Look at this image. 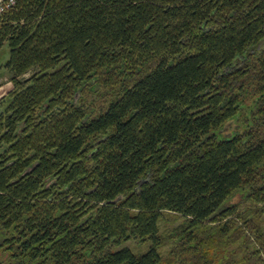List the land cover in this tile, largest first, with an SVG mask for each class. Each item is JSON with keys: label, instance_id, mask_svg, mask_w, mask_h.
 <instances>
[{"label": "trees", "instance_id": "trees-1", "mask_svg": "<svg viewBox=\"0 0 264 264\" xmlns=\"http://www.w3.org/2000/svg\"><path fill=\"white\" fill-rule=\"evenodd\" d=\"M6 42L0 264H264V0H15Z\"/></svg>", "mask_w": 264, "mask_h": 264}, {"label": "rangeland", "instance_id": "rangeland-1", "mask_svg": "<svg viewBox=\"0 0 264 264\" xmlns=\"http://www.w3.org/2000/svg\"><path fill=\"white\" fill-rule=\"evenodd\" d=\"M263 45V44H262ZM261 45V46H262ZM10 57V47L9 44L6 42L1 48H0V98H2L7 92L10 90V87L12 85L8 84L10 81V74L9 71L6 68V63L8 62ZM26 77L29 76V74L25 75ZM108 89L105 87H101L98 90H89L88 92L85 93L83 96V101L86 102L87 104L93 106L95 110L97 111L100 106H102L105 101H107L110 96L109 94L111 92H107ZM2 106L0 105V112L2 111ZM242 198H240V195L235 197L233 200L234 201H240ZM242 207L245 206H250L252 210H255L256 208H260L263 205L262 204H255L252 201H244L241 204ZM182 218L174 213H166L163 220L160 223V232L163 236L166 235V243L164 246L161 247L160 251L163 256L167 257L170 254L171 248L174 246V240L169 239L170 235H168L173 229L177 228V226L182 222ZM149 242H140L138 239H131L128 240L123 244V246H127L131 248L135 252H144L148 249L149 247Z\"/></svg>", "mask_w": 264, "mask_h": 264}, {"label": "built area", "instance_id": "built-area-1", "mask_svg": "<svg viewBox=\"0 0 264 264\" xmlns=\"http://www.w3.org/2000/svg\"><path fill=\"white\" fill-rule=\"evenodd\" d=\"M14 2L15 0H0V15Z\"/></svg>", "mask_w": 264, "mask_h": 264}, {"label": "crops", "instance_id": "crops-1", "mask_svg": "<svg viewBox=\"0 0 264 264\" xmlns=\"http://www.w3.org/2000/svg\"><path fill=\"white\" fill-rule=\"evenodd\" d=\"M8 84L12 85V82H11V81H9V82H8ZM11 88H12V86L10 87V89H11Z\"/></svg>", "mask_w": 264, "mask_h": 264}]
</instances>
